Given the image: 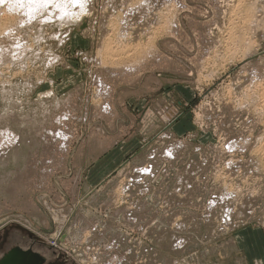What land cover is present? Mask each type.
Returning a JSON list of instances; mask_svg holds the SVG:
<instances>
[{"label":"rangeland","instance_id":"374dc122","mask_svg":"<svg viewBox=\"0 0 264 264\" xmlns=\"http://www.w3.org/2000/svg\"><path fill=\"white\" fill-rule=\"evenodd\" d=\"M20 11L0 32V260L264 264V0Z\"/></svg>","mask_w":264,"mask_h":264},{"label":"bare ground","instance_id":"6f19581e","mask_svg":"<svg viewBox=\"0 0 264 264\" xmlns=\"http://www.w3.org/2000/svg\"><path fill=\"white\" fill-rule=\"evenodd\" d=\"M1 1L5 2V6L3 9V14H1V16H0V32L5 33V31L11 25H15V23L18 22L17 21L18 17L16 14L20 10H21L20 12H23V14H25L26 17L28 16L31 18L34 15L36 16L37 13H40V14L42 13V17H43V14H49L47 21L52 20V19L54 21V19H55L57 23H59V24L64 23L65 24V22L67 23L70 21H74V20L81 18L83 15H86L88 13V4H89V1H91V0H1ZM52 14H54V17L52 16ZM37 16H36V18H37ZM19 17L22 18V16H19ZM36 18H33V19H36ZM19 39H21V38H19ZM148 54H149V52H147L144 55L143 60H141V61L139 60L136 63L138 64V63H141V62L151 58L153 52H151L150 55H148ZM135 66L136 65H130V66H124L123 65V66H121V68H115L116 75L119 78H121L124 75H127V74L130 75V73H135V72H137V71H135L136 70ZM98 82L100 83V87H101L99 95L103 96L104 101L106 100L103 105L108 107L107 98L111 92V87L108 86L107 83L105 84L100 80ZM109 108H110V106L108 107V109ZM56 133H53V132L50 133V136L51 135L53 136L52 137L53 141H52V139H50V141H52L53 145H52L51 149H49L50 153L48 155L47 160L49 159V161H50L51 159H53L55 161V163H58L60 161L59 158L61 157L60 154L66 152L68 150L69 140H68V137L64 131L62 132L61 130H56ZM55 134L57 136H55ZM3 135L7 136L6 142L10 141L11 144L15 143V141H16L15 135H12V133L10 134V132H8V130L4 131ZM2 146H4V145H2ZM0 147H1V143H0ZM2 148H4V147H1V149ZM0 159H2V158L0 157ZM49 161L46 164H49ZM43 184H44V182H43ZM24 253L25 252L23 250L21 251L19 249H15V250L11 251L10 253H8V256L6 258L0 260V264H14V262H15V260H17V258L20 259V258H22L23 255H25ZM25 257L28 260V264L33 263L32 255L26 254Z\"/></svg>","mask_w":264,"mask_h":264},{"label":"water","instance_id":"95a60500","mask_svg":"<svg viewBox=\"0 0 264 264\" xmlns=\"http://www.w3.org/2000/svg\"><path fill=\"white\" fill-rule=\"evenodd\" d=\"M24 254L25 255L26 254L27 255H32L33 263H30V264H38L41 261V258L38 255L36 256L35 254H32L31 252H25ZM25 255H23L22 258H20V259L17 258V260H15L14 264H28V260L25 257ZM7 256H8V253H7V255L4 258H6Z\"/></svg>","mask_w":264,"mask_h":264},{"label":"flooded vegetation","instance_id":"af4514ba","mask_svg":"<svg viewBox=\"0 0 264 264\" xmlns=\"http://www.w3.org/2000/svg\"><path fill=\"white\" fill-rule=\"evenodd\" d=\"M15 249H19V248H14V249H12L11 251H13V250H15ZM19 250H21V249H19ZM11 251H10V252H11ZM21 251H22V250H21Z\"/></svg>","mask_w":264,"mask_h":264}]
</instances>
